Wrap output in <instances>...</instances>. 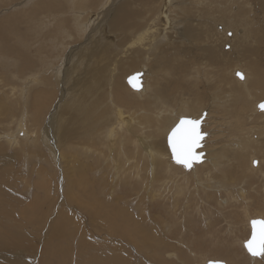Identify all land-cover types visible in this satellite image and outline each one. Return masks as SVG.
I'll return each mask as SVG.
<instances>
[{
    "label": "rangeland",
    "instance_id": "rangeland-1",
    "mask_svg": "<svg viewBox=\"0 0 264 264\" xmlns=\"http://www.w3.org/2000/svg\"><path fill=\"white\" fill-rule=\"evenodd\" d=\"M112 1L94 0L77 33L67 36L62 32L66 26L72 32L70 9L58 15L61 30L54 34L57 16L43 13L63 11L57 5L23 10L20 0L7 6L0 0V264H11L14 259L3 254L12 250L19 255L17 264H264V257H250L242 243L249 236L247 219L264 218V110L257 107L264 100V0H130L126 11H137L140 22L129 18L126 25L132 26L126 28L114 14L123 0ZM12 5L17 6L12 10ZM14 13L29 17L17 25L19 41L3 21ZM221 13L232 27L223 32L227 40L216 38L215 44L214 32L222 24L214 26L213 19ZM39 15L46 17L37 23L44 20L55 39L46 33L32 37L30 21ZM188 25L199 35L188 33ZM149 29L166 38L158 39L151 55L132 53L136 45L126 56L123 49L149 37ZM220 45L230 57L221 54ZM237 60L248 68L246 84L233 74L236 65L245 72ZM138 68L145 69L148 87L140 96L124 81ZM24 76L27 80H20ZM109 97L125 112L124 142L121 132L110 138L106 130ZM161 106L168 109L162 116L170 118L206 112L201 128L207 159L194 164L196 170L170 159L167 129L152 116ZM127 117L134 121L127 124ZM148 144L167 156L163 161L170 159V169L162 162L150 171Z\"/></svg>",
    "mask_w": 264,
    "mask_h": 264
},
{
    "label": "bare ground",
    "instance_id": "bare-ground-1",
    "mask_svg": "<svg viewBox=\"0 0 264 264\" xmlns=\"http://www.w3.org/2000/svg\"><path fill=\"white\" fill-rule=\"evenodd\" d=\"M12 1H14V0H4V3L2 4V6H7V5H11V4H13L12 3ZM17 0H15V2H16ZM43 1H45V0H20V2L18 3V6L20 7L21 6V4L22 3H24L23 5H22V8H23V10H24V8L26 9V7L28 6V5H30L29 7H31V6H35V5H37L38 7L36 8L37 10H40V9H43V8H45V7H51V6H54V5H57L58 7H60L63 11H61V12H58V13H56V14H54V12H52V13H43V14H45L46 16H57V25H56V27H52V28H56V30H57V33L56 32H54V34H60V30H61V21L59 20L60 18L58 17V15L61 13H64V11L65 10H67V9H70L71 10V19H72V23H73V27H72V32H69L68 31V29H67V26L65 27L66 29H65V31L64 32H62V33H65L67 36H70V34L72 35V34H75V33H77L76 32V30H77V28L79 27V26H81V22L82 21H84V20H82L83 19V11L84 10H86V9H88V8H92V7H90V6H92V4H93V1L94 0H48L49 1V3L48 4H44L43 3ZM103 1V0H102ZM105 1V0H104ZM112 1V0H111ZM135 1H137V0H135ZM143 2H145V1H148V0H142ZM151 1V0H150ZM149 1V2H150ZM170 1H172V0H170ZM182 0H180V2H181ZM9 2V4H7ZM113 2V1H112ZM123 3H120V5L114 10V14H115V18H117L118 19V22H120L121 23V25L122 26H129L130 24H131V22H130V24L129 25H126V23H127V20H129V18H131V19H134L135 18V20L138 22V18H139V16L138 15H136L135 14V12H137V11H131V12H128V11H126V4H128V3H130V4H133V3H131L130 2V0H123L122 1ZM163 2V1H162ZM175 2V1H174ZM179 2V1H178ZM107 3V2H106ZM139 3V2H138ZM164 3V2H163ZM169 3V2H168ZM167 3V4H168ZM237 4V3H236ZM105 5V4H104ZM104 5H103V3H101V6L100 7H104ZM129 5V4H128ZM164 5V4H163ZM169 5V4H168ZM16 6L17 5H12V6H10V9H15L16 8ZM98 6V5H97ZM110 6H111V4H110ZM109 6V7H110ZM112 6H114V5H112ZM136 6V5H135ZM161 6V5H160ZM18 7V8H19ZM29 7H27V8H29ZM115 7V6H114ZM163 7V6H162ZM171 7V6H170ZM176 7V6H175ZM3 8V7H2ZM113 8V7H112ZM128 8V7H127ZM130 8H132V7H130ZM134 8V7H133ZM165 8V7H164ZM174 8V7H173ZM4 9V8H3ZM100 9V8H99ZM178 9V8H177ZM176 9V10H177ZM237 9V8H236ZM235 9V10H236ZM239 9V8H238ZM58 10V9H57ZM56 10V11H57ZM98 10V9H97ZM104 10V9H103ZM103 10H101V11H103ZM105 10H107V9H105ZM131 10V9H130ZM129 10V11H130ZM134 10H137V9H134ZM163 10V9H162ZM227 10V9H226ZM229 10V9H228ZM242 10V9H241ZM240 10V11H241ZM3 11V10H2ZM5 11H7V8L5 9ZM92 11V10H91ZM90 11V12H91ZM108 11V10H107ZM165 11H167V8H166V10ZM171 11V10H170ZM181 10H179V12H180ZM239 11V12H240ZM8 12V11H7ZM6 12V13H7ZM5 13V14H6ZM66 13V12H65ZM98 13H99V11H98ZM102 12H100L99 14H101ZM111 13V12H110ZM159 13V12H158ZM162 13V12H161ZM166 13V12H165ZM227 13H228V11H227ZM4 14V15H5ZM42 14V15H43ZM94 14H95V12H94ZM109 14V13H108ZM137 14H138V12H137ZM153 14V13H152ZM151 14V15H152ZM163 14H164V11H163ZM232 14V13H231ZM28 15L29 16H33V15H35V13H33L32 11H30L29 13H28ZM42 15H39V16H37V18H36V21H30V24H32V37L34 36V37H42L41 35L43 34V33H46L45 35L47 36V37H49L50 39V41L52 40V38H54L55 36H53V32L52 31H50L49 30V27H48V25H47V23L43 20V22H41V23H37V20H41L43 17H46V16H43V17H40V16H42ZM65 15V14H64ZM138 17H136V16ZM162 15V14H161ZM167 15V14H166ZM165 15V16H166ZM222 15H223V17L225 18V20H222L221 18H222ZM2 16V15H1ZM0 16V17H1ZM107 16V15H106ZM160 16V15H159ZM241 16V15H240ZM7 17H9V16H5V18H7ZM40 17V18H39ZM150 17V16H149ZM156 17V16H155ZM155 17H154V19H153V21L155 20ZM161 17V16H160ZM164 17V16H163ZM229 17H230V15H229ZM233 17V16H232ZM243 17V16H242ZM4 18V19H5ZM23 18H25V19H29V17L28 16H22V15H20V13H14L13 14V16H11V17H9V19L6 21V20H3L6 24H5V27H7V28H11V30L13 31L14 30V32H16V39H17V41H19L18 39H22V35H20L19 33H17V25L18 24H21L22 23V19ZM54 18V17H53ZM65 18H66V16H65ZM97 18V17H96ZM137 18V19H136ZM231 18V17H230ZM112 19V18H111ZM117 19H113L115 22L117 21ZM175 19V18H174ZM104 20V19H103ZM108 20V19H107ZM143 20H148L147 18L146 19H144L143 18ZM161 20V19H160ZM63 21H65L66 22V20H63ZM67 21H70V20H67ZM106 21V20H105ZM109 21V20H108ZM107 21V22H108ZM134 21V20H133ZM132 21V22H133ZM136 21H134L135 23H136ZM155 21H158V20H155ZM162 21V20H161ZM165 21V20H164ZM175 21V20H174ZM227 21H228V19H227V15H226V13H224V14H220L218 17H216V18H214L213 19V25L214 26H216V27H218V25H219V23H221L222 24V26H221V30L219 31V32H214V34H215V36L216 37H214L213 39H215L214 41H215V44H217V40L218 39H216V38H219L220 40H221V38H223L224 39V41L225 40H227V38L225 37H223L222 35H223V32L225 31V29L226 28H228L229 26H231L230 25V23H228L227 24ZM231 21H233V20H231L230 19V22ZM48 22V21H47ZM140 22V21H139ZM138 22V23H139ZM143 22V21H142ZM177 22V21H176ZM234 22V21H233ZM68 23V22H67ZM89 23V22H88ZM94 23H95V21H94ZM110 23H113V22H110ZM109 23V24H110ZM129 23V22H128ZM148 23H150V22H148ZM158 23V22H157ZM178 23V22H177ZM181 23V22H180ZM243 23H244V21H243ZM23 24V23H22ZM21 24V25H22ZM50 24V23H49ZM56 24V23H55ZM69 24V23H68ZM84 24H86V23H84ZM166 24H169V22L167 23L166 22ZM171 24V23H170ZM179 24V23H178ZM23 25H25V24H23ZM82 25H83V23H82ZM98 25V24H97ZM105 25V24H104ZM118 25V24H117ZM121 25H120V28H121ZM144 25H146V24H144ZM162 25V24H161ZM182 25V24H181ZM63 26V25H62ZM99 26V25H98ZM102 26H103V24H102ZM131 26H132V24H131ZM141 26V25H140ZM154 26V25H153ZM152 26V27H153ZM2 27V26H1ZM4 27V28H5ZM71 27V26H70ZM86 27V26H85ZM84 27V28H85ZM89 27V26H88ZM87 27V28H88ZM112 27V26H111ZM115 27V26H114ZM113 27V28H114ZM125 27V28H126ZM138 28H139V26H137ZM165 27V26H164ZM174 27V26H173ZM178 27V26H177ZM184 28H185V26H183ZM187 27H190V30H187V32L188 33H190L191 35H193L194 36V34H198L197 33V28H193V26L191 27L190 25H188ZM232 27V26H231ZM3 28V27H2ZM2 28H0V32H1V29ZM27 28H28V26H27ZM107 27H104V29H106ZM124 28V29H125ZM136 28V27H135ZM134 28V29H135ZM168 28V27H167ZM176 28V27H175ZM60 29V30H59ZM89 29V28H88ZM115 29V28H114ZM137 29V28H136ZM158 29V28H157ZM164 29V28H163ZM172 29H174V28H172ZM186 29V28H185ZM212 29V28H211ZM210 29V30H211ZM5 30V29H4ZM8 30V29H7ZM10 30V29H9ZM21 30V29H20ZM52 30V29H51ZM55 30V31H56ZM117 30V29H116ZM148 30V29H147ZM160 30H161V28H160ZM159 30V31H160ZM193 30V31H192ZM87 31V30H86ZM118 31V30H117ZM122 31V30H121ZM125 31H126V29H125ZM132 31V30H131ZM155 30H152V29H149V32H148V34L150 35L149 37H146V38H144V39H141V40H139V41H137L136 43H134V44H132V45H130L129 47H127V48H125V50L123 49V52L125 53V55L126 56H128L130 53L129 52H131V51H129L128 49L131 47L132 49H133V47L134 46H136V45H138L139 47H137V48H134V51H132V53H141L142 54V56L144 55V54H148V55H151V53L154 51V48L155 47H157V46H159V41H158V39L159 38H162V37H164L165 35L164 34H159V35H154L153 34V32H154ZM230 31V30H229ZM242 31V30H241ZM2 32H3V30H2ZM20 32V31H19ZM25 32H27L26 30H25ZM88 32V31H87ZM162 32V31H161ZM161 32H159V33H161ZM20 33H22V32H20ZM91 33V32H90ZM101 33V32H100ZM179 33V32H178ZM181 33V32H180ZM225 33V32H224ZM247 33V32H246ZM4 34V33H3ZM7 34H8V32H7ZM79 34H81V33H79ZM95 34V33H94ZM125 34V33H124ZM135 34V33H134ZM153 34V35H152ZM182 34V33H181ZM181 34H180V36H181ZM26 35V34H25ZM24 35V36H25ZM44 35V36H45ZM49 35V36H48ZM62 35V34H61ZM65 35V36H66ZM89 35V34H88ZM103 35V34H102ZM106 35H108V34H106ZM119 35V34H118ZM184 35V34H183ZM199 35V34H198ZM27 36V35H26ZM105 36V35H104ZM129 37H130V35H128ZM173 36H175V35H173ZM173 36H170V37H173ZM179 36V37H180ZM189 36V35H188ZM192 36V37H193ZM197 36V35H196ZM233 36H234V34H233ZM239 36V35H238ZM248 36V35H247ZM3 37V36H2ZM82 37L84 38V36H83V34H82ZM106 37V36H105ZM109 37V36H108ZM117 37V36H116ZM116 37H114V38H116ZM121 37V36H120ZM179 37L178 38H176V39H179ZM1 38V37H0ZM45 38V37H44ZM82 38V39H83ZM164 38H166V37H164ZM175 38V37H174ZM182 38V37H181ZM180 38V39H181ZM232 39H233V37H231ZM3 39V38H2ZM29 39H30V37H29ZM38 39V38H37ZM48 39V38H47ZM55 39V38H54ZM64 39V38H63ZM78 39V38H77ZM99 39H100V37H99ZM101 39H102V37H101ZM105 39V38H104ZM103 39V40H104ZM106 39H107V37H106ZM109 39V38H108ZM113 39V38H112ZM118 39V38H117ZM116 39V40H117ZM121 39V38H120ZM123 39V38H122ZM122 39H121V41H122ZM186 39V38H185ZM185 39H183V40H185ZM46 40V39H45ZM102 40V41H103ZM114 40V39H113ZM124 40V39H123ZM165 40V39H164ZM167 40H168V37H167ZM171 40V39H170ZM187 40V39H186ZM185 40V41H186ZM5 41V40H4ZM59 41H60V39H59ZM88 41V40H87ZM95 41V40H94ZM105 41V40H104ZM108 41V40H107ZM109 41H111L110 39H109ZM120 41V40H119ZM119 41H117V42H119ZM120 41V43H122ZM127 41V40H126ZM175 41V40H174ZM180 41V40H179ZM224 41H223V43H224ZM231 41V40H230ZM25 42L27 43V41L25 40ZM58 42V41H57ZM92 42V41H91ZM115 43V44H118L119 45V43ZM210 42V41H209ZM1 43V42H0ZM6 43V42H5ZM24 43V42H23ZM38 43V42H37ZM74 43V42H73ZM72 43V44H73ZM80 43V42H79ZM105 43H106V41H105ZM111 43V42H110ZM112 43H113V41H112ZM235 43V42H234ZM238 43L242 46V44H244V43H246V38H245V36H240L239 37V40H238ZM42 44H43V42H42ZM58 44V43H57ZM85 44V43H84ZM89 44V43H88ZM114 44V43H113ZM33 45V44H32ZM71 45V44H70ZM103 45V44H102ZM101 45V46H102ZM210 45V44H209ZM11 46V45H10ZM39 46V45H38ZM44 46V45H43ZM42 46V47H43ZM79 46V45H78ZM104 46H105V44H104ZM236 46V45H235ZM1 47V46H0ZM41 47V48H42ZM45 47V46H44ZM43 47V48H44ZM84 47V46H83ZM92 47V46H91ZM210 47V46H209ZM3 47H1V49H2ZM17 48V47H16ZM60 48H62V49H64V47L63 46H60L59 47V51H60ZM220 48H221V45H220ZM5 49V48H4ZM6 49H7V46H6ZM47 49V48H46ZM101 49V48H100ZM160 49V48H159ZM23 50V49H22ZM97 50V49H96ZM102 50V49H101ZM233 50V49H232ZM2 51V50H1ZM226 50H223L222 48H221V54L222 55H227L228 57H230L229 56V54H227L226 52H225ZM11 52V51H10ZM24 52V51H23ZM44 52V51H43ZM65 52V50L63 51V53ZM92 52V51H91ZM3 53H6L5 52V50H3ZM2 53V54H3ZM14 53V52H13ZM27 53V52H26ZM47 53V52H46ZM103 53V52H102ZM6 54H8V53H6ZM11 54V53H10ZM43 54V53H42ZM59 54V52H57V54H56V56H55V58H59L58 60H56V61H58V62H61L62 63V65H63V63H64V59H63V55L61 56V54L60 55H58ZM99 54H100V52H99ZM239 54V53H238ZM4 55V54H3ZM17 55V54H16ZM70 54H68L65 58H67V59H69V56ZM86 55V54H85ZM101 55V54H100ZM157 55V54H156ZM12 56V55H11ZM26 56V55H25ZM93 56L94 55H92V57L91 58H93ZM108 56V55H107ZM126 56H125V58H126ZM138 56V55H137ZM3 57V56H2ZM1 57V58H2ZM10 57V56H9ZM16 57V56H15ZM24 56H20V59L21 58H23ZM48 57V56H47ZM156 57V56H155ZM239 57V56H238ZM130 58V57H129ZM24 59V58H23ZM30 59V58H29ZM50 59V58H49ZM132 59V58H131ZM142 59H144V58H142ZM5 60V59H4ZM28 59H26V61H27ZM54 60V59H53ZM146 60V59H145ZM48 61H50V60H48ZM66 61V60H65ZM86 61V60H85ZM112 61V60H111ZM129 61V60H128ZM138 61V60H137ZM147 61V60H146ZM14 62L16 63V65H18V66H20L21 64H19V59H17V58H15L14 59ZM32 62V61H31ZM87 62V61H86ZM237 62H241V60H237ZM94 63V62H93ZM99 63V62H98ZM6 64V63H5ZM23 65V64H22ZM28 65L30 66V63H28ZM27 65V66H28ZM37 65V64H36ZM130 65V64H129ZM128 65V66H129ZM141 66H142V64H140ZM238 65H241L242 66V68H243V70L245 71V72H243V79H241V78H239V77H237L236 76V72L237 71H239V68L237 67V65L234 67V70H233V74H235V77L239 80L238 82L239 83H241V84H246L247 83V80H248V76H247V74L246 73H248V68L246 67V65H245V63L244 62H241V64L240 63H238ZM2 66V65H1ZM7 66V65H6ZM23 66H25V64L23 65ZM28 66V67H29ZM38 66V65H37ZM91 66V65H90ZM101 66V65H100ZM106 66V65H105ZM131 66V65H130ZM129 66V67H130ZM138 66V65H137ZM240 66V67H241ZM12 67V66H11ZM10 67V68H11ZM17 67V66H16ZM36 67V66H35ZM44 67V66H43ZM134 67V66H133ZM132 67V68H133ZM13 68V67H12ZM20 68V67H19ZM24 68V67H23ZM26 68V67H25ZM30 68V67H29ZM39 68V67H38ZM238 68V69H237ZM21 69V68H20ZM37 69V68H36ZM35 69V70H36ZM94 69V68H93ZM30 70H31V68H30ZM38 70V69H37ZM113 70V69H112ZM242 69H240V71H241ZM16 71V70H15ZM33 71V70H32ZM101 71V70H100ZM144 71H145V69H144ZM144 71H143V69L142 68H138V69H135L134 71H132L130 74H132V73H134V72H140L141 73V77H142V87L140 88V89H133V88H131L128 84V86L133 90H131L134 94H141L142 92H146V90L148 89V87L147 86H145V82H144V80H145V77H144V80H143V76H144ZM146 71H147V69H146ZM239 71V72H240ZM21 72V71H20ZM23 72H24V70H23ZM31 72V71H30ZM35 72V71H34ZM150 72H152L153 73V70L152 71H150ZM156 72V71H155ZM17 73V72H16ZM145 73H147V72H145ZM240 73H242V72H240ZM11 74V73H10ZM23 74V73H22ZM98 74V73H97ZM119 74V73H118ZM130 74H128V75H130ZM151 74V73H150ZM14 75V74H13ZM84 75V74H83ZM128 75H126V76H124V81H126V78H127V76ZM146 75H148V74H146ZM26 76H27V74H26ZM30 76V75H29ZM48 76H49V74H48ZM47 76V77H48ZM25 77V76H24ZM31 77H33V75H31ZM57 77V76H56ZM26 78V77H25ZM40 78V77H39ZM110 81L109 82H111V86H112V80H113V75L112 76H110ZM9 79H11V78H9ZM27 80V78L26 79H23V78H21L20 77V80ZM40 79H42V78H40ZM45 79H47V78H45ZM28 80H29V78H28ZM36 80V79H35ZM18 81V80H17ZM30 81V80H29ZM37 81V80H36ZM91 81V80H90ZM146 81V80H145ZM21 82V81H20ZM39 82V81H38ZM43 82V81H42ZM45 82V81H44ZM60 82V81H59ZM95 82H96V80H95ZM100 82V81H99ZM26 83H28V82H26ZM25 83V84H26ZM41 83V82H40ZM97 83V82H96ZM127 83V82H126ZM24 84V83H23ZM31 84H32V82H31ZM37 84V83H36ZM41 84H43V83H41ZM57 84V83H56ZM29 85V84H28ZM28 85H27V87H28ZM23 86V85H22ZM91 86V85H90ZM149 86V85H148ZM27 87H26V89H27ZM151 87V86H150ZM23 88V87H22ZM43 88V87H42ZM48 88V87H47ZM53 88V87H52ZM51 88V89H52ZM102 88V87H101ZM13 89V88H12ZM89 89V88H88ZM156 89V88H155ZM31 91V90H30ZM97 91V90H96ZM99 91V90H98ZM148 91V90H147ZM158 91L159 90H157V93H158ZM246 91L247 92H250V90L249 89H247L246 88ZM21 92V91H20ZM13 93V92H12ZM31 93V92H30ZM36 93V92H35ZM40 93V92H39ZM257 93H259L260 94V90H257ZM248 94V93H247ZM36 95H38V93L36 94ZM58 95V94H57ZM75 95V94H74ZM90 95V94H89ZM88 95V96H89ZM123 96V95H122ZM140 96V95H139ZM248 96H249V94H248ZM251 96V95H250ZM249 96V97H250ZM264 95H262L261 97H263ZM35 97H37V96H35ZM82 97V96H81ZM108 97V96H107ZM115 97V96H114ZM119 97V96H118ZM142 97V96H141ZM24 98V97H23ZM123 98V97H122ZM117 99H119V98H117ZM44 100V99H43ZM125 100V99H124ZM23 101H24V99H23ZM40 101V100H39ZM128 101V100H127ZM41 102V101H40ZM64 102V101H63ZM62 102V103H63ZM115 102V101H114ZM126 102V101H125ZM124 102V103H125ZM186 103H188L187 101H185ZM260 102V101H259ZM24 103V102H23ZM45 103V102H44ZM84 103V102H83ZM89 103V102H88ZM123 103V104H124ZM163 103V102H162ZM192 102H190V103H188V104H191ZM28 104V103H27ZM37 104V103H36ZM39 104V103H38ZM74 104V103H73ZM81 104V103H80ZM90 104V103H89ZM127 105H128V103H126ZM125 104V105H126ZM256 104V103H255ZM257 104H258V102H257ZM26 105V104H25ZM105 105H108V107H109V113L107 114V116H106V124H105V127H106V130H107V132H108V136L110 137V138H113V137H117V134L119 133V132H121L120 134H118V135H120V137H118L119 138V142H121V141H123L124 142V137H122L124 134L123 133H125L122 129H120L123 125H125L126 124V115H124V111L120 108V107H118V106H116V105H114V103H113V101L111 100V97H109V99H108V102H106V104ZM163 105H165L164 103H163ZM40 106V105H39ZM62 106V105H61ZM74 106V105H73ZM87 106V105H86ZM59 107V106H58ZM98 106H96V108H97ZM256 107V106H255ZM27 108V107H26ZM32 108H34V107H32ZM83 108V107H82ZM95 108V107H94ZM103 108V107H102ZM105 108H106V106H105ZM165 108V109H164ZM61 109V108H60ZM84 109V108H83ZM108 109V108H107ZM106 109V110H107ZM164 109V111H162ZM173 109V108H172ZM168 109L166 108V107H163V106H161V107H159V108H157V107H155L154 108V110H153V114H152V116H154V120H155V123L159 126V127H166V133L168 134V132H169V130H170V128L173 126V124L177 121V119L180 117V116H183V113L182 112H180V113H182V115H179L178 117H176V118H170V117H167V115L168 114H166V115H164V116H162V114L161 113H163V112H166ZM21 111V110H20ZM78 111V110H77ZM131 112H134V111H131ZM171 112V111H170ZM173 112H174V109H173ZM203 112H205V111H203ZM202 112V113H203ZM136 112H134V114H135ZM201 113V114H202ZM263 113V112H262ZM39 114H41V113H39ZM54 114V113H53ZM127 114V113H126ZM130 115H131V113H130ZM55 116V115H54ZM127 116H129V115H127ZM34 117H35V115H34ZM58 118V117H57ZM127 118H129V117H127ZM62 121V120H61ZM131 121H134V120H132L131 118H129V121H128V123L127 124H131ZM63 122V121H62ZM18 124H20V127L19 128H21L22 127V129H23V126H24V121H23V119H20V121L19 122H17ZM59 123V122H58ZM133 123V122H132ZM60 124H62V123H60ZM155 124V127L157 126ZM16 125V124H15ZM23 125V126H22ZM19 126V125H18ZM131 126V125H130ZM130 126H126V130L129 132L130 131ZM104 128V127H103ZM105 129V128H104ZM23 131V130H22ZM104 131V130H103ZM132 131V130H131ZM19 132H20V130H19ZM264 133V132H263ZM46 134V133H45ZM107 134V133H106ZM126 134V133H125ZM22 135V134H21ZM26 135V134H25ZM14 136V135H13ZM16 136V135H15ZM23 136V135H22ZM105 136V135H104ZM107 136V137H108ZM259 136V135H258ZM18 137V136H17ZM106 137V136H105ZM115 137V138H116ZM22 138V137H21ZM28 138V137H27ZM26 138V139H27ZM31 138V137H30ZM247 138V140L249 141L250 139L248 138V136L246 137ZM252 138H254V137H252ZM255 138H257V137H255ZM260 138V137H259ZM259 138H257V139H259ZM107 139V138H106ZM137 140V139H136ZM134 141V142H138V141ZM147 140V139H146ZM33 141V140H32ZM252 140H250V142H251ZM256 141V140H255ZM254 142V141H253ZM257 142V141H256ZM255 143V142H254ZM135 144V143H134ZM133 144V145H134ZM137 145V144H136ZM149 145H151V144H148V146H146V148H147V154L145 155V156H148L149 157V161L150 162H148V163H150V171H153V172H155L158 168V166L157 165H160V164H162V162H164V170H165V168H167V169H170V166H171V164H172V162H169L168 160H170L171 159V157H170V159H168V160H166V162L165 161H163L164 160V158H166L165 156H163V154H161V153H159V152H157L156 150H153L152 148H151V146H149ZM258 145V144H257ZM255 146V145H254ZM259 147V146H258ZM153 148H155L154 146H153ZM159 148V147H158ZM254 149H256V147L254 148ZM264 149V148H263ZM258 150V149H257ZM257 150H255V151H257ZM198 151H203V148L201 147L200 149H198ZM262 151V150H261ZM142 152V151H141ZM204 152V151H203ZM254 152V151H253ZM258 153H259V151H258ZM256 156V155H255ZM139 157H140V155H139ZM257 157V156H256ZM209 158V157H208ZM253 158V157H252ZM251 158V159H252ZM257 158H259V157H257ZM139 159V158H138ZM207 158H204V156H202V161L201 162H204V160H206ZM210 160V159H209ZM258 160H260V159H258ZM212 161V160H211ZM214 161V160H213ZM256 161V160H255ZM201 162H194L192 165H191V168H192V170L194 169V170H196L197 168L195 167V165L194 164H200ZM251 162H252V164H253V161L252 160H250V165H251ZM213 165V167L215 168V164H212ZM156 167V168H155ZM190 168V169H191ZM139 169V168H138ZM154 169H155V171H154ZM140 170V169H139ZM147 170V169H146ZM187 170V169H186ZM259 170V169H258ZM168 171H170V170H168ZM147 172H149V171H147ZM138 172H136V174H137ZM152 174V173H151ZM192 174V173H191ZM196 175L197 174V172H195V173H193V175ZM140 176V175H139ZM175 184V183H174ZM173 184V185H174ZM82 186V185H81ZM175 186V185H174ZM4 196V195H3ZM10 198V197H9ZM9 200H11V199H9ZM11 201H13V200H11ZM15 201V200H14ZM10 208V207H9ZM2 211V210H1ZM246 212V211H245ZM263 217V216H262ZM12 217H10V219H11ZM252 218H257V217H252ZM251 217H249L247 220H248V222H250V220L252 219ZM2 224V223H1ZM248 224V223H247ZM3 226V225H2ZM250 226V225H249ZM248 226V227H249ZM247 227V228H248ZM5 231V230H4ZM5 233V232H4ZM249 233H250V228H249ZM247 234V233H246ZM1 237H3V236H1ZM9 238H12V237H9ZM6 239V238H5ZM2 240V239H1ZM6 241V240H5ZM245 240H243V242H244ZM242 242V243H243ZM1 243V242H0ZM5 243V242H4ZM241 243V244H242ZM8 244V243H7ZM3 245V244H2ZM6 245V244H5ZM4 245V246H5ZM7 249V248H6ZM23 253V252H22ZM176 254H174V253H168L167 252V256L168 257H171V256H175ZM250 257H252V258H256V257H253V256H251V255H249ZM3 257H5V258H8V259H14V260H11V264H17L18 263V259H19V255H18V253H16V252H14L13 250L11 251V253H5V254H3ZM167 257V258H168ZM257 257H260V256H257ZM207 261H209V260H207ZM206 264H207V262H205Z\"/></svg>",
    "mask_w": 264,
    "mask_h": 264
},
{
    "label": "snow or ice",
    "instance_id": "snow-or-ice-1",
    "mask_svg": "<svg viewBox=\"0 0 264 264\" xmlns=\"http://www.w3.org/2000/svg\"><path fill=\"white\" fill-rule=\"evenodd\" d=\"M243 79L242 73H237ZM131 82V78H130ZM264 110V104L260 105ZM200 120L181 118L169 135V144L176 163L190 166L199 156L195 149L200 146L203 135L200 131ZM251 237L245 242V247L253 257H264V219L251 221Z\"/></svg>",
    "mask_w": 264,
    "mask_h": 264
},
{
    "label": "water",
    "instance_id": "water-1",
    "mask_svg": "<svg viewBox=\"0 0 264 264\" xmlns=\"http://www.w3.org/2000/svg\"><path fill=\"white\" fill-rule=\"evenodd\" d=\"M238 72H239V71L236 72V76L239 77V78H241L240 76L237 75ZM239 73H240V72H239ZM130 78H131V82H130ZM126 82H127V84H128L131 88H133V89H140V88L142 87V77H141V73H140V72H134V73L128 75L127 78H126ZM261 104H264V100H261V101L258 102V104H257V107H258V109H260V110H262L261 107H260ZM205 116H206V112H203V113H202L199 117H197V118H192V117H189V116H180V117L177 119V121L173 124V126L170 128V130H169V132H168V134H167V136H166V144H167V147H168V150H169L170 157H171V160H172V161L176 162L175 159L173 158V155H172V148H171V145L169 144V139H168V138H169V135L171 134L172 129L176 126V124L179 123V120H180L181 118H188V119H192V120H200V121H201V123H200V131H201L202 134H204V135H203V138H204V137H205V132L202 131L201 125H202V121L204 120ZM203 138H202V140H201V142H200V146H198V147L195 149V152L197 153V155L199 156V158H198V159H194V160L192 161L191 165H192L194 162H201V161H202V156H203V153H204V152H203V151H198V149H200V148L202 147V141H203ZM177 164H178V163H177ZM253 164H255V161H253ZM180 165H182L185 169H188V168L191 167V165H190V166H185V165H183V164H180ZM253 219L261 220V219H264V218H260V217L252 218V219L250 220V222H249V225H250V233H249L248 238L243 242V247H244L245 251H246L248 254H249V252L247 251V249H246V247H245V242L251 237V232H252L251 221H252ZM249 255H250V254H249ZM251 256H252V255H251ZM207 264H225V263L222 262V261H219V260H209V261H207Z\"/></svg>",
    "mask_w": 264,
    "mask_h": 264
}]
</instances>
